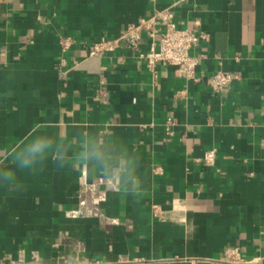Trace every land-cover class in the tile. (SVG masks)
Masks as SVG:
<instances>
[{"label": "crops", "instance_id": "crops-1", "mask_svg": "<svg viewBox=\"0 0 264 264\" xmlns=\"http://www.w3.org/2000/svg\"><path fill=\"white\" fill-rule=\"evenodd\" d=\"M161 12L211 35L194 79L125 45L90 55ZM218 70L235 79L214 92ZM29 132L73 159L19 170ZM85 142L111 178L74 158ZM230 246L264 264V0H0V264H228Z\"/></svg>", "mask_w": 264, "mask_h": 264}, {"label": "built area", "instance_id": "built-area-1", "mask_svg": "<svg viewBox=\"0 0 264 264\" xmlns=\"http://www.w3.org/2000/svg\"><path fill=\"white\" fill-rule=\"evenodd\" d=\"M164 23L165 28L160 32L158 39L156 25ZM141 30H145L147 36L151 38L148 50H141L143 36ZM211 40L210 33L197 30L195 28H178L171 20L167 12H161L155 16L142 19L138 24L129 26L120 36L111 40H101L94 42L89 50L90 55H98L104 52H111L120 45L134 48L139 51V56L149 67L157 63L176 66L186 79H194L200 58L192 51L196 48H204ZM70 39L65 38L62 42L64 48L68 47ZM235 75L218 70L206 78L207 83L214 92H220L229 86ZM168 123H172L169 120ZM215 152H208L204 159L206 162H213ZM223 261L228 264H243L245 260L237 246L227 247L224 251Z\"/></svg>", "mask_w": 264, "mask_h": 264}, {"label": "clouds", "instance_id": "clouds-1", "mask_svg": "<svg viewBox=\"0 0 264 264\" xmlns=\"http://www.w3.org/2000/svg\"><path fill=\"white\" fill-rule=\"evenodd\" d=\"M68 146L60 141L59 137H53L48 134L34 135L29 132L23 140L20 141V146L15 148V151L9 152L10 159L21 171L34 172L38 163L42 162L46 155L51 152L52 159L60 162V167L63 168L71 159L67 156ZM75 159L85 162H92L106 178H111V169L104 157L99 146L85 142L83 151L74 154ZM2 174L5 180L18 181L15 170L3 169ZM139 195V194H137Z\"/></svg>", "mask_w": 264, "mask_h": 264}]
</instances>
